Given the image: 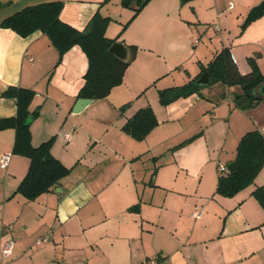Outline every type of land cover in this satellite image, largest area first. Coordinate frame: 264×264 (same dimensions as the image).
Returning <instances> with one entry per match:
<instances>
[{"label": "crops", "instance_id": "1", "mask_svg": "<svg viewBox=\"0 0 264 264\" xmlns=\"http://www.w3.org/2000/svg\"><path fill=\"white\" fill-rule=\"evenodd\" d=\"M51 1L62 3L59 18L79 30L96 12L108 16L105 36L137 50L121 83L73 113L86 98L78 96L88 65L81 47L59 60L42 31L21 36L0 26V119L17 111L16 98L2 94L7 87L32 89L28 109L38 113L31 144L52 138L51 154L70 169L26 198L17 187L29 159L11 153L15 129H0V155L11 153L0 166V244L13 240L5 264H264V208L252 194L264 188V163L247 187L231 196L216 192L218 164L226 168L242 135H264V100L235 108L238 86L216 83L159 101V90L201 72L210 49L228 47L241 73L255 56L264 74V13L240 32L261 0H149L130 21L133 9L121 0H0V22ZM145 106L157 123L136 139L122 126ZM3 224L11 225L9 234H1ZM44 235L49 239L36 245Z\"/></svg>", "mask_w": 264, "mask_h": 264}, {"label": "trees", "instance_id": "2", "mask_svg": "<svg viewBox=\"0 0 264 264\" xmlns=\"http://www.w3.org/2000/svg\"><path fill=\"white\" fill-rule=\"evenodd\" d=\"M149 0H121V5L133 9L129 21L146 5ZM186 1V0H181ZM62 7L60 1L44 2L26 6L5 17L1 27L14 30L21 36H26L36 30L47 35L53 46L58 50L59 60L64 52L73 45H79L87 57V69L84 74V84L78 92L79 97L99 99L108 95L111 88L122 81L124 70L134 57L137 47L129 45V57L126 61L119 60L108 52L109 46L117 40L105 36V29L110 21L108 16L96 12L79 30L59 18ZM264 13V0L253 6L240 26V32L252 20ZM127 21V23L129 22ZM126 23V24H127ZM124 24V26H126ZM251 70L241 73L228 47L220 49L201 72L184 84L159 90V101L168 104L174 99L196 92L204 86L221 83L228 86H238L233 95L235 108L247 109L260 101L264 96L259 93V86L264 83V74L255 63V56L248 57ZM208 71L210 82L206 85L197 83L203 71ZM16 98L17 111L14 117L0 119V129L13 127L15 140L11 153L21 154L29 159L28 170L19 183L17 191L28 199L35 198L40 193L49 190L59 180L69 173L65 166L50 152L52 138L40 143L31 144L30 122L37 110L30 112L28 104L34 91L29 88L9 86L3 93ZM127 104L120 107L124 109ZM157 120L150 106L138 109L123 124L122 129L136 139H142L156 125ZM264 163V135L258 130L246 132L240 138L235 157L226 163V168L220 172L216 192L231 196L251 184ZM252 194L264 208V188L256 187Z\"/></svg>", "mask_w": 264, "mask_h": 264}, {"label": "built area", "instance_id": "3", "mask_svg": "<svg viewBox=\"0 0 264 264\" xmlns=\"http://www.w3.org/2000/svg\"><path fill=\"white\" fill-rule=\"evenodd\" d=\"M229 7L232 6V3H229L228 5ZM64 139L66 141H69L71 139V134L70 133H64ZM10 158H11V153L9 152H5V153H2L0 155V166L5 168L7 167L9 161H10ZM225 168V165L223 163H219L218 164V169L219 171H223ZM200 210L196 209L194 212H193V216L195 217H199L200 216ZM11 231V225L9 224H3L2 227H1V234H9ZM49 239V236L47 235H44V236H41V237H38L36 240H35V244L36 245H39L45 241H47ZM12 250H13V240L12 238H5L1 244H0V264H5L7 258L11 255L12 253ZM150 263H155V260L154 259H151L149 260Z\"/></svg>", "mask_w": 264, "mask_h": 264}, {"label": "water", "instance_id": "4", "mask_svg": "<svg viewBox=\"0 0 264 264\" xmlns=\"http://www.w3.org/2000/svg\"><path fill=\"white\" fill-rule=\"evenodd\" d=\"M108 52L114 55L116 58L122 61H126L129 57V50L128 47L120 42V41H115L113 42L109 48ZM210 82V75L208 71H203L199 78L197 79V83L200 85H206ZM258 91L260 94L264 96V83H262ZM91 98H79L77 99L76 103L73 106V113H78L80 112L86 105H88L91 102Z\"/></svg>", "mask_w": 264, "mask_h": 264}, {"label": "rangeland", "instance_id": "5", "mask_svg": "<svg viewBox=\"0 0 264 264\" xmlns=\"http://www.w3.org/2000/svg\"><path fill=\"white\" fill-rule=\"evenodd\" d=\"M210 50H211V49H210ZM210 50H209V52H208V53H209L208 55H210L209 61L212 60V59L214 58L215 54L217 53V51H216L215 53H214V52L212 53ZM199 57L202 58V55H200ZM204 60H205V59H204ZM209 61H208V62H209ZM208 62H207V63H208ZM207 63H206V64H207ZM215 84H216V83H213V84H210V85H208V86H206V87H212V86L215 85ZM201 89H203V88H201ZM204 89H205V87H204Z\"/></svg>", "mask_w": 264, "mask_h": 264}]
</instances>
